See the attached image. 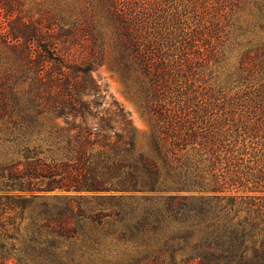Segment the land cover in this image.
I'll list each match as a JSON object with an SVG mask.
<instances>
[{
    "label": "trees",
    "instance_id": "trees-1",
    "mask_svg": "<svg viewBox=\"0 0 264 264\" xmlns=\"http://www.w3.org/2000/svg\"><path fill=\"white\" fill-rule=\"evenodd\" d=\"M84 1L66 27L0 0V264H264V0ZM106 44L144 137L92 74Z\"/></svg>",
    "mask_w": 264,
    "mask_h": 264
},
{
    "label": "rangeland",
    "instance_id": "rangeland-1",
    "mask_svg": "<svg viewBox=\"0 0 264 264\" xmlns=\"http://www.w3.org/2000/svg\"><path fill=\"white\" fill-rule=\"evenodd\" d=\"M261 2L262 0H256ZM169 4H173L175 7L181 8V4H189L188 0H168ZM89 6V3L84 0H25L24 13L27 18L31 17L33 20H47V18L55 15L56 10L65 11L66 19L65 25L69 26L70 21L76 18H83L81 9ZM73 14V15H72ZM243 14V13H242ZM192 18L195 15L189 13ZM242 18V17H241ZM223 28L219 31L221 36L219 40L214 36L212 38L213 47L210 48V53L224 50L226 51V60L219 66L212 63L208 67L204 68L205 74H209L212 71V82L215 83V78L219 77L218 84L224 85L227 73L239 66L240 49L232 42L231 38H234V33L237 32L227 24V20L224 16L218 18ZM221 39V40H220ZM207 47V46H206ZM104 53V59L101 64L95 66L92 74L99 84L105 89L107 102L106 106L110 107L114 102L119 104L130 116L133 124L140 137H144L150 131V122L148 116L144 112L141 100L138 96L136 87H133L132 83L124 81L121 74L112 68L111 61L113 53L106 44ZM214 50V51H213ZM216 54V53H215ZM112 105V108H114ZM59 123V121H56Z\"/></svg>",
    "mask_w": 264,
    "mask_h": 264
}]
</instances>
